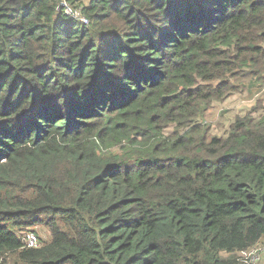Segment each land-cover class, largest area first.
<instances>
[{"label": "trees", "instance_id": "obj_1", "mask_svg": "<svg viewBox=\"0 0 264 264\" xmlns=\"http://www.w3.org/2000/svg\"><path fill=\"white\" fill-rule=\"evenodd\" d=\"M248 80L264 85V0H0V264L258 250L264 113L202 125Z\"/></svg>", "mask_w": 264, "mask_h": 264}, {"label": "rangeland", "instance_id": "obj_2", "mask_svg": "<svg viewBox=\"0 0 264 264\" xmlns=\"http://www.w3.org/2000/svg\"><path fill=\"white\" fill-rule=\"evenodd\" d=\"M82 2L87 4L89 0H82ZM70 7L83 13L82 7L77 6V4L70 5ZM262 84V82L258 83L248 80L239 92L232 94L224 101L214 103L204 115L202 122V125L208 128L209 135L223 134L230 123L237 117L248 115L252 118H257L262 115L264 113V94L260 90ZM29 231H34L41 241L50 238V233L42 225L33 227ZM25 232H21V239ZM257 248L260 251L258 249L256 253L237 256V264H264V244Z\"/></svg>", "mask_w": 264, "mask_h": 264}, {"label": "built area", "instance_id": "obj_3", "mask_svg": "<svg viewBox=\"0 0 264 264\" xmlns=\"http://www.w3.org/2000/svg\"><path fill=\"white\" fill-rule=\"evenodd\" d=\"M60 9H62L65 16L71 18L75 22H79L84 25H88L87 18L78 10H74V8L70 7L66 2L60 3ZM261 93L264 94V85L261 88ZM22 242L24 247L26 248H37L39 246V240L35 232L26 231L24 236L22 237ZM257 251L252 250L248 253H242V255L256 253ZM258 259V258H257Z\"/></svg>", "mask_w": 264, "mask_h": 264}]
</instances>
